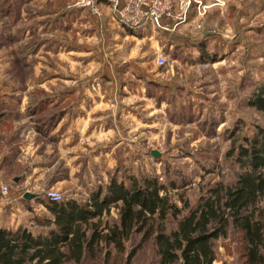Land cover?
<instances>
[{"label": "rangeland", "instance_id": "obj_1", "mask_svg": "<svg viewBox=\"0 0 264 264\" xmlns=\"http://www.w3.org/2000/svg\"><path fill=\"white\" fill-rule=\"evenodd\" d=\"M172 2L185 17L167 29L154 28L152 48L147 47L150 42L142 44L147 47L143 60L154 69V87L146 89V81L141 84L137 75L129 74L135 89L144 87L143 97L154 95L153 101L142 100L141 108L132 106L136 130L129 134L124 124L117 125L113 136L69 139L76 144L71 147L55 138L54 124L62 116L69 119L76 109L71 105L83 99L87 105L90 96L78 93L66 98L70 93L56 91L61 84L82 89L93 86V96L100 99L98 88L114 83L109 84L102 74H92L101 71L109 59L101 60L72 46L71 41L83 47L79 40L84 39L82 33L74 30L80 27L78 21L67 20L68 26L60 28L61 13L47 10L46 15H40L34 6H27L26 11L20 2L0 0V117L8 116L0 125V168L6 169L0 171V183L8 187L16 206L12 210L0 203V226H14L11 212L22 224L49 216L44 206L48 189L57 191L62 200L89 203L94 193L100 189L103 193L113 177L125 185L132 177L138 181L156 177L177 206L184 200L190 209L217 183H233L241 172L235 162L240 148L249 144L258 128L264 129V112L251 106L264 85V0ZM82 10L88 19H100ZM171 21L164 19V24ZM61 35L65 37L61 42L64 56L58 61L54 52L56 38ZM132 46L124 45L134 51ZM71 47L79 53L72 59L66 53ZM161 56L164 63H160ZM74 70L77 78L72 76ZM5 101L12 103L11 111L2 108ZM84 111L80 110L81 117H85ZM92 121L96 126L100 120L94 117ZM152 150L160 156L153 157ZM26 193L32 198H24ZM105 219L115 222L116 210L111 208ZM175 227L169 217L165 229ZM210 241L215 251L212 264H248L242 233L232 224L224 236ZM158 261L152 236L143 239L136 233L124 242L122 251L102 247L95 256L84 255L79 263L64 264Z\"/></svg>", "mask_w": 264, "mask_h": 264}, {"label": "trees", "instance_id": "obj_2", "mask_svg": "<svg viewBox=\"0 0 264 264\" xmlns=\"http://www.w3.org/2000/svg\"><path fill=\"white\" fill-rule=\"evenodd\" d=\"M251 106L264 112V85ZM248 143L235 157L241 172L233 183H217L192 209L184 200L177 206L156 177H132L129 185L113 177L89 203L46 198L50 215L34 218L31 229L0 226V264L79 263L102 247L122 251L136 233L152 236L159 264H212L210 240L224 236L229 224L242 233L248 264H264V129L258 128ZM111 208L117 212L113 223L104 220ZM169 217L176 227L167 231Z\"/></svg>", "mask_w": 264, "mask_h": 264}, {"label": "crops", "instance_id": "obj_3", "mask_svg": "<svg viewBox=\"0 0 264 264\" xmlns=\"http://www.w3.org/2000/svg\"><path fill=\"white\" fill-rule=\"evenodd\" d=\"M15 2H20V4L24 5L23 8L25 10L27 6H34L37 13L40 12V15H46V13H48L47 10L57 14L61 13L62 15L60 19L62 20L63 25L62 27L60 26V28H66L68 26L67 20L73 24L78 21L80 23V27L74 28V30L82 33L84 39L79 40L82 42L81 45L83 47H78L75 42L71 41L72 46L101 60H104L103 58L109 59L108 63L106 62L103 64L101 71H97L92 74H102L103 77H108L109 84H112V81L114 83V85H103V90L98 88L99 90L97 93L100 95V99H95L93 96V91H96V89L93 90V86H83L82 89V87L77 85L58 84L60 89L56 92L70 93L66 96V98H69V96H75L78 93H83V95H89L90 97H87L89 100L87 105H84L83 103L86 99L71 105L76 109L69 119L62 116L55 122V138L60 141H64L71 147H75V142H68L69 139H91L93 136H97L98 134L106 137L113 136V133L118 132V127L123 124L125 125V132H128L129 134L134 132V130H136L137 122L133 123L132 121V106L135 108L139 105L141 108L142 100L153 101L154 95L147 94L143 97L142 90L144 87L142 85H138L137 89H135V84L132 83L134 81L131 77H129V74L131 76L137 75V79L141 80V84L146 81L148 84L146 89L149 88L148 90H151L150 88H152V86L154 87V69L149 64L147 65V63L143 60L146 56L145 49L147 47L152 48L154 46V27L146 26L142 29L134 30L133 34H129L127 30L121 25H118L115 20H110L106 17V14L109 12L103 6L102 10L104 14L99 20L95 19V23L90 16V19H88V15L86 16L87 12L73 6V0H15ZM67 16L68 19H66ZM169 25L171 26L172 23ZM96 29L100 33H98ZM69 32L73 33L71 31ZM98 36L100 39L97 38ZM63 38H65L63 35H61V39L56 38L58 41L54 56L55 60L58 61H62L64 56V47H62L61 44ZM64 42L69 44L67 41ZM146 42L150 43L144 48L142 44ZM156 42L159 45L157 39ZM130 43L133 45L132 47H134V51L131 50L130 47H124L125 44ZM75 48L71 47L70 49H66V53L70 54L69 56L71 59L74 57V54H79L78 49ZM62 69L63 66L60 64L59 71L63 74ZM74 72L75 73H72V76L73 78H77V71L74 70ZM73 80L76 81L75 79ZM78 88L80 89L78 90ZM91 102L92 105H90ZM4 103L5 104L1 103L2 108H5L7 110L6 112L11 111L10 108L12 103L9 101H5ZM81 109L85 110V117H81V115H79ZM71 110L73 112L72 108ZM76 111L78 114H75ZM94 117L100 120L99 124L96 126L93 125L94 123L92 121L94 120ZM6 121H8V116L3 115L0 117V125H3ZM127 124H130V126H126ZM117 125L119 126L117 127ZM47 136L51 137L52 135L48 132ZM5 170L6 169L0 168V171L2 172ZM2 184L3 183H0V188ZM26 199L29 200L31 198ZM0 203L3 204V207L10 206L12 210H16V206L10 195L5 197L1 194V191ZM14 214V212H11L10 217L11 220L15 218L11 221L14 222V226L11 227L10 225H6L4 227L14 230L18 225L22 224V219ZM23 224L26 226V223Z\"/></svg>", "mask_w": 264, "mask_h": 264}, {"label": "built area", "instance_id": "obj_4", "mask_svg": "<svg viewBox=\"0 0 264 264\" xmlns=\"http://www.w3.org/2000/svg\"><path fill=\"white\" fill-rule=\"evenodd\" d=\"M73 6L85 9L99 18L102 17V6L107 7L113 20L124 28L134 30L146 26L167 29L169 24H164V19H171L173 25L185 17L176 11L172 0H74ZM165 60V57H160V63H164ZM0 189L3 196L10 195L7 186L2 185ZM45 197L53 201L62 200L61 195L53 189L46 190ZM26 226L31 229L33 222L26 223Z\"/></svg>", "mask_w": 264, "mask_h": 264}, {"label": "water", "instance_id": "obj_5", "mask_svg": "<svg viewBox=\"0 0 264 264\" xmlns=\"http://www.w3.org/2000/svg\"><path fill=\"white\" fill-rule=\"evenodd\" d=\"M151 154L153 155V157H158V156H160V153H159L157 150H152V151H151ZM25 197H26V198H32V196H31L29 193H26V194H25Z\"/></svg>", "mask_w": 264, "mask_h": 264}]
</instances>
